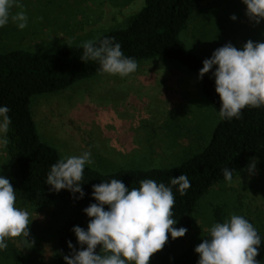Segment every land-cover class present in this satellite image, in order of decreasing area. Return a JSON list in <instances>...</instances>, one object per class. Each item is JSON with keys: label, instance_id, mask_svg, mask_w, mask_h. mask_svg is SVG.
Returning a JSON list of instances; mask_svg holds the SVG:
<instances>
[{"label": "rangeland", "instance_id": "obj_1", "mask_svg": "<svg viewBox=\"0 0 264 264\" xmlns=\"http://www.w3.org/2000/svg\"><path fill=\"white\" fill-rule=\"evenodd\" d=\"M145 0H19L28 16L23 30L11 21L0 28V51L28 49L53 53L97 39L126 26ZM241 0H207L190 17L182 40L210 58L226 43L238 49L248 41L264 42V20H249ZM232 15L235 20L230 19ZM136 72L120 77L99 73L60 92L36 95L31 107L41 139L60 156L90 150L102 172L121 168L169 167L199 152L218 122V114L201 93L197 75L163 58L138 61ZM256 159L253 173L247 171ZM231 183H216L199 201L191 227L183 237H169L159 254L176 255L194 248L213 222L229 214L244 215L264 235V147L258 149ZM0 174L8 178L6 149L0 151ZM239 176V178H238ZM240 179V180H239ZM16 206L34 218L29 225L32 246L8 241L0 264H54L59 231L70 209L61 201L36 207L17 196ZM174 227H176L174 225Z\"/></svg>", "mask_w": 264, "mask_h": 264}, {"label": "trees", "instance_id": "obj_2", "mask_svg": "<svg viewBox=\"0 0 264 264\" xmlns=\"http://www.w3.org/2000/svg\"><path fill=\"white\" fill-rule=\"evenodd\" d=\"M207 0H145L143 6L128 20L126 26L111 29L99 38L113 37L125 56L138 61L163 58L186 67L198 77L204 56L191 50L182 40L190 17ZM81 44L60 48L53 53H37L28 49L0 51V106L10 108L12 123L6 147L8 178L16 195L36 207H45L59 200L70 209L59 231L54 264H65L63 256L71 250L67 242L79 249L71 229L87 227L89 217L83 209L95 201L92 186L116 178L130 189L142 179H153L168 185L171 177L185 174L191 182L187 195L181 196L173 187V214L176 228L189 229L202 197L218 182L225 181L222 169L233 170V178L247 165L259 148L264 147V107L244 108L241 118L218 120L207 144L181 163L169 167H132L102 172L85 166L82 189L85 195L68 190L51 191L45 184L50 166L61 158L58 150L44 142L38 132L31 103L36 95L60 92L78 81L101 73L95 61L82 62ZM215 68V66H214ZM213 68V70H214ZM209 73L199 79L202 95L218 114L220 100ZM256 260L264 264V235ZM195 248V247H194ZM194 248L166 256L152 254L149 264H197L199 254ZM98 250V249H97ZM15 264H25L23 254L15 255Z\"/></svg>", "mask_w": 264, "mask_h": 264}, {"label": "clouds", "instance_id": "obj_3", "mask_svg": "<svg viewBox=\"0 0 264 264\" xmlns=\"http://www.w3.org/2000/svg\"><path fill=\"white\" fill-rule=\"evenodd\" d=\"M241 2L246 6L249 20L256 24L264 20V0ZM14 7L22 8L19 0H0V28L10 21L20 30L27 27L26 12L20 10L13 14ZM230 19L235 20L236 16ZM81 47L80 60L97 62L101 73L123 78L138 69L137 60L125 56L113 37L83 41ZM210 70H213L214 90L220 100V120L239 119L246 107H264V42L248 40L239 49L231 43L224 44L202 61L198 79ZM9 112L8 106H0V151L9 144L7 134L12 123ZM93 163L90 150L61 156L50 166L45 184L51 186V191L64 189L78 193V199L83 198L84 169ZM255 165L256 159L252 158L247 169L250 174ZM222 174L225 182L233 181L232 169L225 167ZM173 187L184 196L191 182L185 174H180L171 177L168 185L142 179L138 187L130 189L116 178L93 185L91 198L95 202L82 210L90 218L87 227L71 229L80 248L67 242L71 252L63 256L65 264H149L152 254L161 250L169 237H183L187 232L185 227H174L177 221L173 214ZM16 199V190L9 178L0 174V251L7 249L8 241L16 238L27 248L32 246V241L26 238L34 218L28 210L16 206ZM206 231L207 236L194 248L199 254L197 264H260L255 257L262 237L244 215L229 214L222 222H213Z\"/></svg>", "mask_w": 264, "mask_h": 264}]
</instances>
